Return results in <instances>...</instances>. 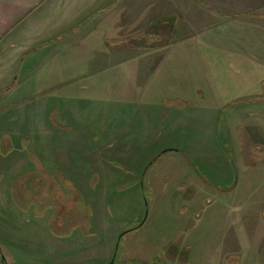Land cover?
<instances>
[{"label": "rangeland", "instance_id": "obj_1", "mask_svg": "<svg viewBox=\"0 0 264 264\" xmlns=\"http://www.w3.org/2000/svg\"><path fill=\"white\" fill-rule=\"evenodd\" d=\"M189 15L190 13L186 16L184 11L177 13L176 18L179 21L177 22L182 27L180 26L178 31L170 29V35L177 33L176 41L163 45L162 50L153 48L152 52L147 51L148 54L145 55L144 49L135 50L132 46L128 51L121 52L119 49L127 48V43L116 45L119 48H114L112 44L104 42L105 39H102L107 36L106 30L112 31V29L102 26L98 29L100 33L97 43L98 65L95 64L93 70L60 79L42 75L43 84H41L42 77L38 76L35 77L37 84L35 87L24 86L23 91L13 93L16 85L12 87V84L17 82L16 77L10 82L5 79L0 83L5 84V88H10L7 91H0V159L15 154L16 157L13 159L17 160L16 163L24 161L32 165L31 171L14 179L11 184L14 201L12 205H5L3 211H0V264H107L111 261L107 262L113 252L101 250L100 247L111 245L113 241L111 235L115 230L116 244L113 258L117 264H219L225 254L221 238L226 241L229 234L228 237H224V221L219 217L216 205L212 208V212L204 210L205 218L199 220L195 214H192L193 211H184L183 204L173 202V198L169 196L170 191L168 193L166 190V194L160 198V203L157 202L156 207L153 204L148 211L144 205L136 203L137 200L133 195L134 187L130 190L127 186L131 183H128L116 188L113 197L116 203L108 207L107 195L112 188L106 187L105 182L96 187L95 172H93L94 176L90 177V171L84 170L80 173L77 170V174L81 175L76 180L77 185L91 179L89 185L83 182L85 186L77 188L73 176L71 177L72 172L68 171L67 175L62 168L59 169L56 156L53 153L48 154L49 145L43 146L44 135L52 137L59 131L92 135L91 133L97 131L99 135L97 172L99 174L97 175L98 179L99 176L102 178L103 174L108 175L106 166L116 163L113 159L116 155H110L108 151L110 149L112 151L115 149L113 147L118 145H126L121 131L123 126H128L127 122L131 115L135 111L146 112V117L152 125L145 126L147 131L144 132L149 133L151 127L158 121L157 117L163 115L161 109L163 101L175 105L197 104L202 101L211 102L214 96L218 95L225 101L220 102L224 111L237 109L234 105L240 104L239 109L243 117L236 124L237 134L229 143L225 144L224 140L221 141V147L226 146L225 151L230 161L228 160L226 164L219 161L220 169L225 167L226 177L229 180L218 178L216 181L211 176L206 178L213 188L219 186L221 189L233 185L234 190L226 196L244 201L241 212L243 218L248 213L264 211V203L261 206L256 205L252 211L253 205L249 204V200L255 196L264 198V114L262 113L264 107L257 104V100L256 103L251 101H255L253 96L258 92L264 100V61L245 59V65L244 61L239 64L233 60L208 58L207 52L215 49L210 50L204 38L211 37L221 29L212 27L205 32L200 29L193 33L194 29L186 28V21L190 20ZM170 16L172 19L175 18L174 14ZM201 16L200 12L196 15V20H201ZM102 19L103 16L96 21ZM168 21L169 24L176 23L170 18ZM133 30L135 29L120 28L116 29V33H120L121 36L124 31ZM150 30L151 28L147 30L148 35ZM225 31L222 35L227 41L229 40L227 36L230 35L239 39L238 34L236 36L234 22H228ZM238 32L245 34L241 28H238ZM226 46L234 47L231 44ZM107 49H112V57L109 59L106 58ZM215 53L219 55L218 52ZM160 54H164L165 57L161 59ZM79 67L83 69V66ZM74 69L78 70L77 66ZM90 71L93 72L92 75L87 74ZM84 81H88L89 87L82 86ZM63 82L66 85H62ZM164 85H169L171 88L177 85L178 91H168L164 89ZM45 107L52 110L50 114H47L48 109ZM163 107L166 111L171 109L173 111L175 108L170 104ZM64 111L68 115H65ZM55 112H57L56 116H54ZM220 113L224 118L226 112L222 113L221 109ZM49 115H51L49 117L51 123L48 125L45 123V118ZM107 131L115 132L112 137L119 136V139H113L114 142L109 144L111 140L104 138L108 135ZM16 132L23 134L24 138L30 133L34 135L33 146L45 151L46 157L40 158L32 151L28 155L27 140H13V133ZM147 135L149 136L150 133ZM146 139L137 140V146L132 142L128 150L130 152L140 150L141 153L146 154L158 152L170 154L171 150L166 148H175L185 153L188 150H196L195 147L210 151L212 146L211 141L182 140L181 137L175 138L169 133H163L155 138L147 149ZM75 141L83 149L84 140ZM61 147H64V142L61 143ZM85 153L87 155V152ZM208 153L211 155L212 152ZM180 158L183 160L182 157ZM191 158L193 159L191 164H194L191 166L199 164L196 158ZM211 159L212 163L217 162V157L212 156ZM66 160L67 167H75L78 164L74 161H77L80 163L78 166L90 169L89 155L87 157L76 153L68 156ZM87 160L89 164L86 166ZM204 160L208 162V159L203 158L202 161L207 165ZM150 164L147 165L148 169L152 167ZM183 164L185 163L182 161L177 165L174 160L168 158H163L158 163L161 172L166 175L173 174V169L178 173V168L183 167ZM143 165L144 163L140 162V169ZM12 166L13 168L11 162L9 165L6 163L9 170L16 167V165ZM3 176L4 173H0V180ZM221 180L227 183L223 184ZM90 183L93 184L92 187ZM2 184L4 186L7 182ZM120 184L123 185L124 182ZM187 192H190V189ZM185 195L184 192L183 198ZM216 195L223 194L217 192ZM198 197L201 198V195ZM106 206L109 211L107 217ZM199 206L202 207L200 209L202 214L206 205L201 202ZM96 215L97 226L91 222V218ZM144 215L147 216L145 224L136 229L143 222ZM228 231L231 232L229 229ZM74 233L77 234L76 237ZM92 243H99L100 246ZM92 245L95 247L92 248ZM224 246H227L226 242ZM3 257L6 261H3ZM229 264H235L234 260L229 261ZM241 264H244V260Z\"/></svg>", "mask_w": 264, "mask_h": 264}, {"label": "crops", "instance_id": "obj_2", "mask_svg": "<svg viewBox=\"0 0 264 264\" xmlns=\"http://www.w3.org/2000/svg\"><path fill=\"white\" fill-rule=\"evenodd\" d=\"M262 8L264 9V0H0V83L5 79L10 82L16 77L17 82H14L16 88L13 89V93L23 91L24 86L35 87L37 85L35 84V77L38 76L42 77L41 84H43L44 76L42 75H50L60 79L68 75L93 70L95 64L98 65L97 43L100 38L98 29L102 26L112 29V31L106 30L107 36L102 39H105L104 42L112 44L114 48H119L116 45L127 43V48L119 49L121 52L128 51L132 46L135 47V50L144 49L145 53L147 51L152 52L153 48L162 50L163 45L176 41L177 33L170 35V29H177L178 31V28L182 27L176 17L177 13L183 11L186 12V16L190 13L188 16L190 20L186 21V28L194 29L193 33L200 29L205 32L212 27L221 29L218 33L213 32L215 34L211 37L204 38L205 44H208L210 50H217L207 52L208 58L233 60L239 64L242 61L245 63V59L264 61V10ZM200 12L202 14L201 20H196V15ZM171 14H174L175 18L172 19ZM101 16H103L102 21H96ZM168 18L176 23L169 24ZM228 22L235 23V32H237L236 36L238 34L239 39L230 35L227 36L229 38L227 41L222 35V32H226ZM120 28H134L135 30L124 31L119 36L120 33H116V29ZM149 28L151 30L148 35L147 30ZM238 28L243 29L245 34L238 32ZM227 44L234 45V47H228ZM215 52H218L219 55ZM160 56L161 59L165 57L164 54H160ZM109 57H112V49H107L106 58L109 59ZM75 66L78 70L74 69ZM79 66H83V69ZM87 74L92 75L93 72L90 71ZM21 76H23L22 79ZM62 85H66V83L63 82ZM5 86V84H0V91H4ZM82 86L89 87L88 81H84ZM163 87L168 91H178L177 85L175 88H171L169 85ZM253 97L255 98V101L251 100L253 103H256L257 100V104L264 107V100L260 97L259 92ZM221 101L225 102L218 95H215L211 102L202 101L197 104L175 105L163 101L161 104L163 115L157 117L158 121L151 127L149 136L147 135L149 133L144 132L147 131L145 126L152 125L146 117L147 113L135 111L127 122L128 126H123L121 131L126 145H118L113 147L115 149L112 151L111 149L108 151L110 155H116L113 158L116 163L108 164L106 166L108 175L103 174L102 178L99 176V179L97 175L99 174L97 173L99 155L97 131L94 134L91 133L92 135L86 133H83L84 135L71 134L61 131L54 133L52 137L44 135L45 143L43 146L49 145L48 154L53 153L56 156L57 161H55L59 169L62 168L66 174L68 171L72 172L71 177L73 176L75 185H77V178L81 176L77 174V170L80 173L84 170L90 171V177L95 172L96 187L105 182L106 187L112 188L107 195L108 207L110 204L116 203L113 200L116 188L123 187L128 183L131 184L127 188L132 190L131 188L134 187L133 195L137 200L136 203L144 205L148 211L150 206L154 204L156 207L157 202L160 203V198L166 194V190L168 193L170 191V195H168L173 198V202L183 204L184 211H193L192 214H195L199 220L205 218L206 211L204 210H211L212 212V208L216 205L219 210V217L223 218L224 221V237H228L229 234L226 241L221 238V245L225 254L219 264H229L231 260H234L235 264H241L243 260L244 264H264V211L262 213L259 211L251 212L256 205H263L264 198H257V196L251 198L249 200V204L253 205L251 213L243 218L241 212L244 201L226 196L234 190L233 185L221 189L219 186L213 188L211 182L206 178L211 176L216 181L218 178L229 180L226 177L225 167L220 169L219 161L224 164L228 160L230 161L225 151L226 146L225 148L221 147V141L224 140L226 144L233 140L238 130L236 124L243 117V113L239 109L240 104L234 105L237 109L224 111ZM168 104L175 107L173 111H171L172 109L170 111L164 110L165 107L163 106H168ZM45 109H48L47 114L52 111L48 107ZM221 109L222 113L226 112L224 118L220 115ZM65 111L64 114L68 115ZM263 111L264 109L262 110L264 114ZM49 117L51 115L45 118V123L48 125L51 123ZM107 133L108 135L103 137L111 140L109 144L114 142L113 139H119V136L112 137L115 132L107 131ZM163 133H169L175 138L176 136L181 137L182 140L211 141L212 146L210 151L199 150L198 147H195L196 150H188L185 153H181L175 148H166L171 150L170 154H167L168 152L165 154L162 152L146 154L141 153L140 150L134 152L128 150V146L132 145V142L137 146L136 141H144L145 138H147L145 145L148 149L152 141ZM13 134V140H27L28 150L26 152L28 155L32 151L40 158L46 157L45 151L41 150L40 147L37 149L33 146L34 135L32 136L30 133L24 138L23 134L17 132ZM78 139L84 140L83 149L75 141ZM63 142L64 147H61ZM208 152H212L211 155ZM76 153L87 157L89 155L90 169L78 166L80 163L77 161H74L75 164H78L73 166L74 171L72 166L67 167L66 159L70 155H76ZM93 156L95 157L94 160ZM212 156L217 157V162L212 163ZM15 157V154H10L8 157L0 159V173H4L3 179L0 180V211H3L5 205H12L11 203L14 201L11 194V184L14 179L32 170V165H28L24 161L16 163L17 160L13 159ZM177 157L179 159H176ZM191 157L196 158L199 164L191 166L194 165L191 164ZM163 158L174 160L177 165L182 161L185 164L178 168V173L175 172L176 169H173V174L166 175L161 172V166L158 165ZM203 158L208 159V162L204 160L207 165L202 163ZM89 161L87 160L85 163L86 166ZM10 162L11 168H13L12 165H16L14 169L9 170L6 167V163L9 165ZM140 162L144 163L142 170L140 169ZM149 163L152 166L150 169L147 167ZM119 165L123 167L121 168ZM66 168L68 169L66 170ZM81 180L83 181L82 178ZM224 180L221 182L227 183ZM90 181L91 179L83 182L89 185ZM3 182H7V184L3 186ZM83 182L75 187L85 186ZM123 182V185L120 184ZM90 186L92 187L93 184L90 183ZM188 189L190 192H187ZM184 192L186 193L185 198H183ZM217 192L223 195L218 196L216 195ZM199 195L201 198L198 197ZM179 198L182 200L180 201ZM201 202L206 205L202 214H200L202 207L199 206ZM108 207L106 206L105 210L106 217L109 215ZM146 217L144 215L143 225L146 222ZM91 222L97 226V215L91 218ZM115 235L116 230L111 235L113 237L111 245L100 247V249L114 254ZM76 236L77 234L74 233V237ZM225 242L227 246H224ZM92 244L100 246L99 243ZM93 245L92 248L95 247ZM97 248L99 249V247ZM113 254L109 255L107 262L113 258Z\"/></svg>", "mask_w": 264, "mask_h": 264}, {"label": "water", "instance_id": "obj_3", "mask_svg": "<svg viewBox=\"0 0 264 264\" xmlns=\"http://www.w3.org/2000/svg\"><path fill=\"white\" fill-rule=\"evenodd\" d=\"M0 251H1V247H0ZM3 260L5 261V258L4 257H3ZM58 264H65V263H58ZM107 264H117V263L115 262V259L112 258L111 261L109 263H107Z\"/></svg>", "mask_w": 264, "mask_h": 264}, {"label": "trees", "instance_id": "obj_4", "mask_svg": "<svg viewBox=\"0 0 264 264\" xmlns=\"http://www.w3.org/2000/svg\"><path fill=\"white\" fill-rule=\"evenodd\" d=\"M14 85H15V83L12 84V87H13ZM9 89H10V88H8V89L6 88L4 91H7V90H9ZM27 176H28V175H27ZM28 178H29V177H28ZM33 198H34V195H33ZM141 225H143V224L141 223L138 227H136V229L139 228Z\"/></svg>", "mask_w": 264, "mask_h": 264}]
</instances>
